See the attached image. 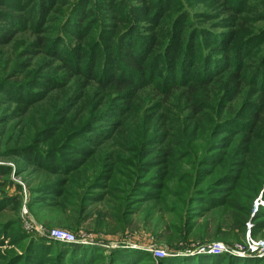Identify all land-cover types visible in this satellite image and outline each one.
I'll return each instance as SVG.
<instances>
[{"label": "trees", "instance_id": "trees-1", "mask_svg": "<svg viewBox=\"0 0 264 264\" xmlns=\"http://www.w3.org/2000/svg\"><path fill=\"white\" fill-rule=\"evenodd\" d=\"M59 1V9L69 5V11L54 22L51 30L57 36L49 40L45 32L32 30L53 19L52 0H0V49L8 46L16 51L0 73V100L16 104L3 131H18L17 124L10 126L13 120L18 123L17 115L40 124L28 130L31 143L11 147L4 155L20 153L24 165L40 168L37 177L43 182L31 190L32 199L50 209L49 215L55 214L43 226L89 228L90 217L96 214L102 219L97 218L98 225L90 230H100L104 224L123 235L134 231L132 219L141 206L154 210L148 203L165 202L164 195H173L172 182L177 185L179 179L187 187L207 183L198 192L207 199L194 196L209 204L197 230L200 241L229 245L231 240L242 241L251 220L252 235L263 230L264 236V207L252 216L264 183V16L253 12L254 0H216L220 19L212 23L213 29L208 24L189 29L195 24L193 15L180 0H169L167 12L174 18L155 34L149 28L167 14L159 1L75 0L71 5ZM141 21L148 25H140ZM88 34L93 37L90 42ZM42 53L53 57L49 73L34 61ZM29 55L33 58L28 62ZM57 59L62 64L57 65ZM60 67L67 71L62 76L57 74ZM80 76L85 77L80 86L84 91L76 98L85 100V110L76 115L80 104L72 91ZM244 88L250 92L245 94ZM56 89L64 94L61 104L56 102L57 93L50 94ZM155 104L161 105L156 113V108L149 109ZM37 105L44 108L38 119ZM147 128L158 132L146 138ZM185 153L191 172L180 165ZM10 172L11 168L0 166V176ZM42 173L52 180L45 181ZM13 202V209L21 207L18 197L0 194V215ZM99 202L104 203L103 210L95 208ZM55 210H61V220ZM209 217L215 222L212 227ZM15 225L19 234L10 240ZM180 233L167 238L170 250L185 249L189 243ZM7 239L24 246L19 253L0 258V264H104L106 255L101 246L26 234L15 218L0 226V243ZM232 245L231 249L237 247ZM110 250L106 257L110 264H145L152 259L146 251ZM159 260L168 264L167 259ZM172 262L264 264V258L240 260L220 253Z\"/></svg>", "mask_w": 264, "mask_h": 264}, {"label": "rangeland", "instance_id": "rangeland-1", "mask_svg": "<svg viewBox=\"0 0 264 264\" xmlns=\"http://www.w3.org/2000/svg\"><path fill=\"white\" fill-rule=\"evenodd\" d=\"M52 4L55 6L54 12L51 13V17L53 19H50V21H46L44 23V28H39L37 30H32L35 34H39L41 32H45L44 35L49 36V40L52 38H56L57 33L55 31H52V27L54 26V22L56 20H63L68 13V6L65 5L61 9L60 1L59 0H52ZM67 2H70V5L75 1V0H66ZM140 1V0H135V2ZM159 1V5L161 8L167 7L165 9V12L167 13L164 16V21L163 22H158V23H152L153 26L149 28V32L151 34H155V31L160 32L161 27L165 26L172 21L174 18L168 10H170L171 7H168L166 5V2L169 0H163V5H161V0H156ZM58 2V3H57ZM182 8H185V10L189 11L191 15H193V23L189 29H192L195 25V27H200L202 25H206L208 28H214L216 24H212L214 21L217 23L218 20L220 19L214 7L218 4L216 0L209 2V0H180ZM258 0L252 1L253 7H255L253 12L258 13L260 16L263 13L264 16V4L263 5H258L257 4ZM139 4H142L139 2ZM29 5V4H28ZM87 4H85L86 7ZM258 5V7H257ZM252 7V8H253ZM52 9V5H51ZM176 9V8H175ZM58 15H57V13ZM208 12V13H207ZM178 13V10L176 9L175 15ZM207 13V14H206ZM210 13V14H209ZM206 14V15H205ZM212 14V15H211ZM254 16V15H253ZM91 16L90 18H92ZM259 17H257V20ZM52 22V23H50ZM57 24V23H55ZM210 24L212 26H210ZM140 25L146 26L148 23L146 21H141ZM50 26V28H49ZM231 26H234V23L231 24ZM221 27V26H219ZM233 28V27H230ZM228 27L227 30H230ZM56 30V27H55ZM147 31V30H146ZM34 33H31L32 37H35L36 35H33ZM93 33V32H92ZM94 34V33H93ZM43 35V36H44ZM94 36H97L94 34ZM31 37V38H32ZM91 39L93 40V37H90V34H88V40ZM89 40V42L91 41ZM76 44V41L75 43ZM15 50L13 47H2L0 49V73L3 72L8 68V63L11 60L12 57V51ZM51 53H45L36 59L34 61L36 63H42L43 65V72L44 73H49L52 68H49L50 62H52ZM33 58V55H29L27 57V60L29 62V59ZM56 64H62V61L57 59ZM65 70H63V67L58 68L57 74L59 76H62L65 74ZM1 79V78H0ZM85 81L84 76L76 77V84L77 87L72 91L75 92V99L78 104H80L76 108L75 114H80L83 110H85L84 107V102L80 101L78 102V98L76 96L80 94L81 92L84 91V87L81 89L80 86L82 83ZM55 89V88H53ZM244 93L247 94L249 93V88H244ZM57 93L58 97L56 99V102L58 101V104H61L64 99V94L61 91H58V89L51 91L50 94ZM80 96V95H79ZM146 101H149L148 99ZM15 101H12L11 103H7L6 101H1L0 100V122H4L5 125L0 126V166H5L11 168V172L8 176L6 175H1L0 176V194H6L7 196H12L13 198L18 197V199L21 201V207L19 209H13V207H16V203L13 202L11 204H7L4 206V211L0 215V226L4 221L15 218L17 222L21 224V227L23 228V231L26 234H43V235H48L53 229H61V230H67L69 233H71L75 239V241H70L66 243H77L80 245H89V246H101L105 249V258H104V264H110L111 261H108L106 257L110 255V252L112 250H119L120 248H128V249H134L137 251H146L150 255H152V259L148 261V263L145 264H160L161 258L167 259L168 264H174V262H178L180 260H185L189 261L192 258H200L202 255L205 254H210V255H217L220 253H217L216 251H211L210 247H212L211 244L213 243H221L224 247L225 250L221 252V254H231L237 258H240V260H245L246 258L250 257H256V258H264L263 252L256 253L252 255L253 253H249V247L248 243H246V239L248 236L251 238L260 240L263 239L264 236L262 235L263 230H261V233L259 236L255 237L252 235V231L255 228L254 222L251 220L246 224V233L245 237L243 238L244 240L242 241H235L231 240L232 243L226 244L222 242H217V241H210L206 239L204 242L200 241L197 236V230L199 226L204 222V216L205 214L203 213L204 210L207 209L209 206L208 203L203 204V200L207 199V197L200 192L201 188L206 186V182H198L196 184H191L190 186H181L179 183V179H176L177 185H174L172 182V191H174L173 195H164V200L165 202L161 201H155V202H149L148 205H154V210L146 211L147 208L144 206H141V208L138 210V214L136 217H133V225H134V231H126L123 235L122 234H115L112 232V228H107L104 226V224H100V230H90L94 228L96 225H98L97 218H100L99 220L102 219V217L99 215L94 214L92 217H90L91 223H89L88 227L90 228H82V229H73V228H64L60 226H54L51 229L47 230L43 225L44 220H48L49 216H55V214H48L47 212H51L50 209L45 208V207H40L34 203V200L32 199L33 193L31 190H36V188L41 184L43 181H39L40 177L38 178L37 175L38 173L36 172L37 169L40 170L39 167L33 166V165H24L23 159L19 157L20 153H8L9 155H4L7 153V150L11 147L15 148L16 146H24L28 143H31L33 139L27 137L28 130L31 127H34L36 125H40L37 120L35 121V124L33 123H28L26 120V117H19L21 115H17V118L19 119L18 123L17 121H11L10 126L16 125L18 128V131L13 133H9L3 131L7 127V120L12 117L13 115L11 114V111L14 110ZM49 105V104H48ZM42 106H45L44 104ZM160 104H155L149 109L156 108L157 110L155 111L158 112L160 109ZM38 108L37 111H35L36 118H39V114H43L44 108L41 107V105L36 106ZM48 107V106H47ZM167 121L165 120L162 124L165 125ZM158 132L156 130H153L152 128H147L144 131V136L146 138H151L153 132ZM222 137V135H220ZM220 137H215L213 139L214 142L218 141ZM16 138V139H15ZM80 140V139H78ZM23 154H27V150H22ZM187 153L184 154V159H182V163L180 164L183 168V170L191 172V163L189 162V159L185 158ZM3 155V156H2ZM125 157L127 156L126 153L123 154ZM202 152L198 153V156H201ZM225 156L222 157V160L225 161ZM23 166H28V170L31 172L28 174L24 169ZM20 169V170H19ZM261 172H264V163L261 165ZM21 171V172H20ZM19 172L21 174H19ZM45 173V172H43ZM42 173V178H45V181H50L52 178L48 175H43ZM142 177V176H141ZM140 177V178H141ZM41 178V179H42ZM138 180V179H137ZM195 194L198 195V197H194ZM235 195V194H234ZM234 195L231 196V198L234 197ZM66 202V201H65ZM68 204V203H67ZM104 203H97L95 205V208L103 210L104 208ZM256 204L258 205V210L255 211L256 209ZM69 206V204H68ZM264 207V183L262 188L259 191L258 196L255 198L253 202V212L252 216H254L256 213L259 212L260 208ZM95 211V210H93ZM150 211V212H149ZM55 212L58 213V220H61L63 218V214L61 213V210H55ZM60 222V221H59ZM58 222V223H59ZM62 222V221H61ZM209 222L210 226L212 227L214 225V221L211 217H209ZM250 226V228H249ZM13 231L12 237H10V240L15 236V234H19L17 232V225H15ZM136 228V229H135ZM88 229V230H87ZM181 230L180 231L178 230ZM181 236V239H183L185 236L187 239L189 238V243L186 245L185 249H174L170 250L169 248V243L167 241V238L170 236V234H174L176 237ZM212 234V230L209 229L208 236L210 237ZM122 235V236H121ZM22 236V235H21ZM20 236V237H21ZM50 238V237H49ZM52 239V238H51ZM65 242V241H61ZM245 242V243H244ZM231 244L234 246H241L242 247V252L237 253L234 252L237 250V247L235 249H230ZM232 245V246H233ZM24 246L23 244L20 243V245H17L14 241L11 243L9 240H5L4 243H0V258L3 256L14 253V252H20L21 247ZM233 246V247H234ZM246 249V250H245ZM163 252V254L157 255L158 251ZM237 253V254H235ZM187 259V260H186ZM249 260V259H248ZM167 262V261H165ZM103 264V263H100ZM176 264V263H175Z\"/></svg>", "mask_w": 264, "mask_h": 264}, {"label": "built area", "instance_id": "built-area-1", "mask_svg": "<svg viewBox=\"0 0 264 264\" xmlns=\"http://www.w3.org/2000/svg\"><path fill=\"white\" fill-rule=\"evenodd\" d=\"M258 205L259 204H256L255 211L258 210ZM249 228H250V226H249ZM49 237L54 239V240H58V241H65V242L75 241L76 242L75 237L71 233H69V231H67V230L53 229L49 233ZM247 243H248V247H249V253L256 254V253L263 252L262 254H264V239L257 240V239H254V238H251L250 236H248L247 237ZM211 245H212V247H210L211 251L214 250L217 253H221L222 251L225 250V247L221 243H213ZM234 252L241 253L242 247L237 245V250ZM237 253H235V254H237ZM159 254H163V252H161L159 250L157 255H159Z\"/></svg>", "mask_w": 264, "mask_h": 264}]
</instances>
